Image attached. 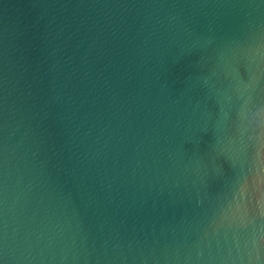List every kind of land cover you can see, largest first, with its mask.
Listing matches in <instances>:
<instances>
[{
  "label": "water",
  "instance_id": "water-1",
  "mask_svg": "<svg viewBox=\"0 0 264 264\" xmlns=\"http://www.w3.org/2000/svg\"><path fill=\"white\" fill-rule=\"evenodd\" d=\"M0 264H264V0H0Z\"/></svg>",
  "mask_w": 264,
  "mask_h": 264
}]
</instances>
